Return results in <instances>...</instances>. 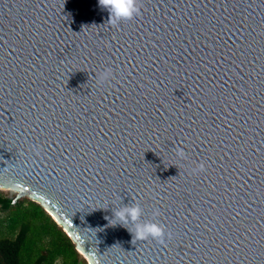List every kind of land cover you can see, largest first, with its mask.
Returning a JSON list of instances; mask_svg holds the SVG:
<instances>
[{
    "label": "water",
    "instance_id": "obj_1",
    "mask_svg": "<svg viewBox=\"0 0 264 264\" xmlns=\"http://www.w3.org/2000/svg\"><path fill=\"white\" fill-rule=\"evenodd\" d=\"M138 5L0 0V189L87 264H264V0ZM134 202L163 245L109 222Z\"/></svg>",
    "mask_w": 264,
    "mask_h": 264
},
{
    "label": "trees",
    "instance_id": "obj_2",
    "mask_svg": "<svg viewBox=\"0 0 264 264\" xmlns=\"http://www.w3.org/2000/svg\"><path fill=\"white\" fill-rule=\"evenodd\" d=\"M0 189V264H87L43 207Z\"/></svg>",
    "mask_w": 264,
    "mask_h": 264
},
{
    "label": "clouds",
    "instance_id": "obj_3",
    "mask_svg": "<svg viewBox=\"0 0 264 264\" xmlns=\"http://www.w3.org/2000/svg\"><path fill=\"white\" fill-rule=\"evenodd\" d=\"M98 6L109 13L107 23L112 27H118L121 22L131 20L140 14L138 0H98ZM112 78V69L105 68L98 73L96 80L98 84L103 85L110 82ZM175 155L180 160L187 159V155L182 148H177ZM204 170V163L200 162L193 169V172H202ZM154 215H159V210H155ZM141 216V206L139 203L134 202L113 207L112 217L108 219L109 222H114L112 225L119 224L125 227L132 234V239L147 240L151 238L163 245L165 243L164 226L153 221H142ZM129 224L132 225L131 228L128 227Z\"/></svg>",
    "mask_w": 264,
    "mask_h": 264
},
{
    "label": "rangeland",
    "instance_id": "obj_4",
    "mask_svg": "<svg viewBox=\"0 0 264 264\" xmlns=\"http://www.w3.org/2000/svg\"><path fill=\"white\" fill-rule=\"evenodd\" d=\"M3 190V189H2ZM14 192V191H13ZM15 195V194H14ZM21 197H24V196H21ZM20 198V197H19ZM87 262V261H86Z\"/></svg>",
    "mask_w": 264,
    "mask_h": 264
}]
</instances>
